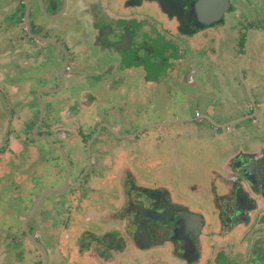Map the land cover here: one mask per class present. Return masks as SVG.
<instances>
[{
  "label": "rangeland",
  "instance_id": "1",
  "mask_svg": "<svg viewBox=\"0 0 264 264\" xmlns=\"http://www.w3.org/2000/svg\"><path fill=\"white\" fill-rule=\"evenodd\" d=\"M248 1L237 0L239 10L226 15L227 23L188 43L181 42L167 23L159 24L158 13L141 9L145 19L154 21L143 22L149 27L136 17L124 24L137 36H146L149 46L141 49L138 45L144 47V41L135 37L127 53L110 48L99 37L100 42L94 40L90 17L77 8L63 18L71 53L64 85L59 79L64 51L41 42L25 44L24 24L13 11V3L17 6L20 0H0V14L9 8L16 21L10 29L0 24V264H41L40 249L20 238L34 208L28 228L45 246L54 247L49 264H90L86 251L111 236L128 253L119 263L114 255L113 264H133L150 252L163 254L156 264H168V252L172 259L198 261L195 264H264L261 227L252 230L246 224L237 232L231 227L217 235L209 211L211 192L226 193L222 174L234 155L264 143V0H253L260 12L252 17ZM38 7L31 16L33 29L38 23L51 24ZM9 15L6 23H11ZM157 26L163 27L161 36ZM143 28L145 35L139 31ZM163 31L165 40L175 41L163 40ZM168 54L181 55L183 62L176 58L166 64ZM190 54L192 60L186 62ZM139 61L154 75L152 91L138 84L140 78L143 84L148 78L138 71ZM125 64L131 69L124 70ZM164 65L177 68L166 86L154 72L158 67L164 70ZM187 67L197 69L195 84L181 71ZM44 88L61 89L48 93ZM41 100L44 119L36 134ZM46 132L54 135L53 143L44 138ZM60 133L64 136L56 135ZM59 142L72 163L73 187L47 193L66 185L68 164L56 148ZM140 190H150L165 213H176L177 237H165L162 249L153 243L144 253L126 237L135 233L133 221L140 213L133 205ZM89 205L98 214L89 213ZM168 241H176V248L173 242L165 247ZM72 253L83 259L72 260Z\"/></svg>",
  "mask_w": 264,
  "mask_h": 264
},
{
  "label": "flooded vegetation",
  "instance_id": "2",
  "mask_svg": "<svg viewBox=\"0 0 264 264\" xmlns=\"http://www.w3.org/2000/svg\"><path fill=\"white\" fill-rule=\"evenodd\" d=\"M230 1H231V7L228 11L224 13V20L222 22H219L220 24L224 25L225 23H227V20H225V17L227 14L230 15L231 13L239 10V8H237V5H236L238 4L237 0H230ZM233 1H235V3ZM194 2L195 0H123L122 4L124 6H127L128 11L123 10V8H121L119 5H117V7L111 6L114 8L113 14L119 15L120 18L110 17L108 14L106 15L104 14L105 16H103L102 15L103 12H100V9H102L101 6H98L100 9L94 7L98 9V11L95 14L93 11H89V17H90V20L92 21L90 23L91 31L95 32L94 40L95 38H97V40L99 41L98 37L100 38V40L104 39L103 41L106 42L110 48H114L117 51H121L123 53H127V51L130 50V48L133 45V40L135 39V37L137 40L141 39L142 41H144V47L140 43L138 46H140L141 49H146L147 45L149 46L148 42H150V40H147L146 36H143V35L137 36L136 31L132 29L131 27H128L124 23L129 21L128 19L130 18V16H132L131 18H134V16L138 15L137 12L140 9L148 7L159 14L160 16L158 18L159 24H163V22L167 23L168 24L167 28L174 29L176 33L174 32L173 34L177 36V38L180 39L181 42L184 43L185 41L188 43L191 40V38L200 36L206 33L207 30L214 28L216 25L219 24V23H215L213 25L202 27L200 22L194 16L195 15L193 12ZM19 3L20 4L17 6H15V3H13V11L17 17L19 14L18 20H22V23L24 24L25 34H24L23 41L25 42V44L26 42L30 43L31 41H33L34 43L41 42L43 45L44 44L54 45L58 47L59 49H61L62 51L64 50L60 47V45H63L65 49H67V54L64 51L65 53V61H63L64 66L62 68L61 73L59 74V77H60L59 79L62 80V77H64V85H65L66 77H69L68 70L71 69V64H70V54L71 53L69 50L70 47H69L68 42L64 40L65 35H64V19H63L64 11L63 10H66L68 8L69 1L68 0H24L23 2V0H20ZM247 3L251 11L249 13L251 17L260 12L259 11L260 8L256 5V3H253L250 0ZM38 5H39L38 7L39 9H41V6H42L43 10L49 15V18L51 19V24L48 27H45L44 22L38 23V25H36V27H34L33 29V25H32L33 20L31 16L33 15V12L36 10L35 6H38ZM25 6H26V10L27 11L29 10L28 20H29V24L31 27V32H29L28 26L27 24H25V21L27 22L26 20L27 17L25 16L24 18ZM149 6H152V7H149ZM107 8H108V5H107ZM9 11L10 10H7L4 12L5 14H0L1 15L0 24L4 23L7 26L9 25L10 28H14L16 21L13 20V17H14L12 15L13 12L12 11L9 12ZM9 13H10L9 17H10L11 23H6L5 22L6 16ZM142 13L144 14V18H142L141 20H138L136 17L135 20H138L137 22L140 25L145 24V27H149V26H146L148 24L143 23L147 19H145V13L144 12ZM39 19H42V18L38 17L37 20ZM34 20H36V18ZM147 21L150 23L154 22L150 20H147ZM49 23L50 22H47V24ZM102 23L104 24V26L101 25ZM93 25H95L97 28L93 27ZM106 26H108V30H105ZM159 26L156 27V31L161 36L160 31H162L163 27H159ZM252 28L253 30H255L256 26ZM142 30H144V28L139 29L140 32ZM146 33L147 32H143L144 35ZM165 34L166 33L163 31V35H164L163 40H165ZM33 35L41 36L42 39L39 37H35ZM183 36L187 37L185 38L186 40L181 39V37L184 38ZM47 39H50L52 42L48 41ZM165 41L171 42L175 40L171 39V40H165ZM29 45L30 44H27V46ZM138 46L135 45V48H137ZM67 56H68V63L67 65H65ZM190 57H191V54L189 57H187L186 62H188L187 60H192V58ZM176 58H179L180 60H182L181 55L176 56V54H174L173 56L172 54L170 55L168 54L165 59V63L166 62L168 63L169 60H175ZM151 60L152 62H154L153 58H151ZM141 62L143 63V61L137 62L138 65L136 64V67L139 68V70L138 69L137 70L140 71L142 75H146L145 77H148V78L145 79L146 84H143L144 80L142 78H140V80L141 81L143 80V82L139 81L138 84L141 83V90H143V85H145V89H147L148 91H152L153 85H155V83H153L154 75L153 73L152 74L148 73L149 70H147L146 64H142ZM170 62L169 64H172L173 66L176 64V62L174 63H170ZM181 62H183V60ZM167 66L164 65L165 67L164 70L158 67L159 69L157 68V71H154L156 75L160 77V83H162L165 86H166L167 78L170 76L172 77L176 75L174 74V72L177 70V68L175 67L173 68V70L168 69ZM125 69L129 70L131 68L125 64L124 70ZM166 70L169 71V74L166 73ZM181 71L183 74L186 73L185 77L189 79L190 82H194L195 84L196 82L195 76L197 74L196 68L192 69V68L187 67ZM111 72H112V69L110 68V70L106 71V74H104L103 79L105 82H107L110 76L109 73L111 74ZM146 93H150V92H146ZM45 134H49L52 140L54 139L53 138L54 135L52 133L46 132ZM56 135H58L59 137L60 135L61 137L62 135L64 136V134H61V133L56 134ZM46 139L48 140V138ZM57 146L63 149L65 153V157H67V159L69 160V157L67 156V153L65 152L66 148L64 144H62V142H59ZM57 149L60 150L59 148ZM89 160H90V165H91L93 163L94 157L90 155ZM230 162H231L230 163L231 167L228 168V171L225 174H222V184L221 185L223 189L224 188L226 189V193L223 192L222 190L216 191V189L211 192L213 201H212V205H209V211L214 216L216 220V226H217V228L213 230V233L217 235L223 234L224 232H226L224 231L225 229L228 230L231 227L234 228L232 230V232L234 233V232L239 231L241 229L240 227L243 225L245 226L246 224H247L246 226H248L249 228L252 227V230L261 227L262 231L264 232V143L253 148L249 152H240V153L238 152L237 154L234 155V159L231 160ZM115 167L116 165L114 164V166L111 167V172H114V170L112 169H114ZM83 171L84 170H82L80 174H82ZM70 176H71V172H70L69 181H68V185L70 186L69 188L73 187L70 183ZM140 191H141L140 195L137 196L136 202L133 205L135 209H137L140 213V216H136V218H134L135 221H133L134 225L136 226L135 233L131 235H127L126 237L129 240L133 241L131 242L132 245L136 244L139 246V252L142 251V253H144L147 250L151 249L150 246L153 245V243H156L155 247L158 245V247L162 249V245H163L162 240L165 237H173V238L177 237L173 229L174 221H176L174 219V216H176V213H169V212L165 213L164 212L165 210H162V208H158L160 203L152 197V195L150 194L151 193L150 190H147V191L140 190ZM88 209L90 211L89 213H92L94 215L98 214V212L95 210L91 211L90 205L88 206ZM28 223H27V228H28ZM207 223L208 222H205V224ZM235 228L237 229L235 230ZM31 234H33L38 239V241L40 240L39 239L40 235H38L37 233H31ZM106 237H110V236H106ZM20 238H28L26 235L25 229L22 230V233H20ZM105 239L107 240L106 243H103L101 241H95V245L93 246V249L89 248L88 251H86V253H88L87 257H89L87 262L89 261L90 264H100V263L109 264V262H111V264H113L114 255H117V257L119 258V259H114L115 261H118L117 263L122 261V257H124L125 260L128 258V255H127L128 253L127 254L123 253L124 251L121 249L122 245L119 244L118 239L116 240L115 237L113 236H111L110 238H105ZM59 241L60 240H58V243L55 248L58 247ZM30 242L32 241L30 240ZM172 242L168 241L165 247L170 246ZM173 243H174V248H176V245H177L176 241H174ZM196 243H197V249L198 248L200 249L198 245V239L196 240ZM33 245L36 246L34 243ZM101 246L106 247V249L101 248ZM45 247L48 251V264H49L50 254L54 253L55 250H54V247H50V246H45ZM133 247L135 248V246ZM164 251L165 250H163V252ZM199 252H201V249ZM150 253H151L149 254L150 257H148L149 255H147L145 258H140L139 262L134 261L133 264H149L147 262L149 259L151 260V258L152 259L155 258V260L151 264H156L158 260V255L160 254L159 253L153 254V252H150ZM169 253L171 252L164 254L165 259L167 258L168 260V264L169 263L170 264H195L196 262H198V261H193L191 259L187 260L185 258H183V260L172 259ZM40 254H41L40 263L43 264V253L41 249H40ZM181 255L184 257L183 254ZM77 256L78 255H76L75 253L74 254L72 253V260H74L75 257L77 258ZM77 259L79 260L80 257ZM82 259L83 258H81L80 261Z\"/></svg>",
  "mask_w": 264,
  "mask_h": 264
},
{
  "label": "water",
  "instance_id": "3",
  "mask_svg": "<svg viewBox=\"0 0 264 264\" xmlns=\"http://www.w3.org/2000/svg\"><path fill=\"white\" fill-rule=\"evenodd\" d=\"M193 6H194L193 12L195 14L194 15L195 18L200 22L202 27H205V26L213 25L215 23L222 22L224 20V13L226 11H228L231 7V1L230 0H195ZM28 14H29V10L26 13V17H27L26 20H27L28 30H29V32H31V27H30L29 20H28ZM33 36L39 37L42 39L41 36H37V35H33ZM47 40L52 42L50 39H47ZM60 47L67 54V49H65V47L63 45H60ZM67 63H68V56L66 57L65 65H67ZM242 76L244 78V75H242ZM62 83L64 84V77H62ZM60 89H45L44 88L42 90L44 92L53 93V92L59 91ZM39 95H41V91L39 92ZM41 103H42L41 121H40V123L37 124V126L35 128L36 134L38 132L39 125L43 122V119H44L45 104L42 102V100H41ZM43 136H44V138H48L49 141H51L53 143V140L49 134H45ZM56 148H59L60 150L63 151V149L61 147L56 146ZM64 155H65V153H64ZM66 160H67V164H68V172H67V180H66L65 187L50 188V189L46 190L47 193L48 192L63 191V190H66L70 187L68 185V181H69V175L71 172V162L67 159V157H66ZM45 194L46 193L41 195V197L38 199V202H36V205H38L39 202L44 198ZM35 207H37V206H35ZM34 212H35V208H34V211L32 212V215L26 219L24 229L26 231V235L29 238V240H31L36 246H38L41 249V251L43 253V264H48V251H47L46 247L41 242H39L38 239L33 234H31L29 229L27 228V223L32 218Z\"/></svg>",
  "mask_w": 264,
  "mask_h": 264
},
{
  "label": "crops",
  "instance_id": "4",
  "mask_svg": "<svg viewBox=\"0 0 264 264\" xmlns=\"http://www.w3.org/2000/svg\"><path fill=\"white\" fill-rule=\"evenodd\" d=\"M69 1V6L66 10H63L64 11V16H67V15H70L72 12H76L77 11V8L79 9V12H83L86 16L89 17V11H93L94 14L98 11V9L96 8H99L98 6H101L102 9H100V12H106V14H108L110 17H115V18H120L119 15H115L113 14V10L114 8L111 7V6H115L117 7V5H119L121 8H123V10H127V6H124L122 3H123V0H68ZM122 1V2H121ZM252 1L253 3H255L253 0H250ZM107 5H108V8H107ZM118 6V7H119ZM96 7V8H94ZM149 7H152V6H149ZM144 9V8H142ZM146 9H149L148 7ZM6 11L9 10V8H6L5 9ZM141 10V9H140ZM128 11V10H127ZM154 11V10H153ZM78 12V11H77ZM111 13V14H109ZM138 15L134 16V17H137L138 20H141L142 18H144V14L142 12H137ZM1 16V15H0ZM132 16H128L129 19H131ZM1 19V18H0ZM112 20V19H110ZM70 21V20H69ZM92 21L89 19V23H91ZM94 23V22H93ZM67 24V23H66ZM223 25V24H222ZM221 26V25H220ZM93 27H96L95 25H93ZM255 27V26H254ZM8 28L9 25H8ZM97 28V27H96ZM260 33H264V32H260ZM248 58V55H246V57L243 59L242 63L244 62V60H246ZM253 102L255 103V101L253 100ZM251 108V107H250ZM231 161V160H230ZM160 255H163V254H160ZM150 257V255L148 256ZM154 258V257H153ZM135 260V259H134ZM155 260L151 258V260L149 259L148 262L146 260L147 263H152L153 261Z\"/></svg>",
  "mask_w": 264,
  "mask_h": 264
}]
</instances>
